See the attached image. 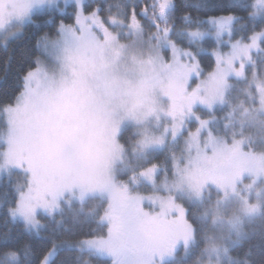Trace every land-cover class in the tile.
Listing matches in <instances>:
<instances>
[{"label": "snow or ice", "instance_id": "1", "mask_svg": "<svg viewBox=\"0 0 264 264\" xmlns=\"http://www.w3.org/2000/svg\"><path fill=\"white\" fill-rule=\"evenodd\" d=\"M28 26L0 264H264V0H0V46Z\"/></svg>", "mask_w": 264, "mask_h": 264}, {"label": "trees", "instance_id": "2", "mask_svg": "<svg viewBox=\"0 0 264 264\" xmlns=\"http://www.w3.org/2000/svg\"><path fill=\"white\" fill-rule=\"evenodd\" d=\"M89 2H92V0H89ZM109 3L112 2V0H108ZM183 0H177V3H182ZM211 2L213 3H218L219 0H211ZM68 12H71V7H69ZM225 13L220 12V11H216V10H212L209 11L207 15H205L204 13H200V19L201 20H205L208 19L209 16H214V15H223ZM178 15H180V13H178ZM37 20H44L46 19V17L44 16H37L36 17ZM70 22V21H69ZM43 32H50L52 34H54L55 32V28L48 26V27H43L40 30H37L36 28L32 27V26H28L25 30V36L18 42H14L12 45V48L9 50H5L3 48V46H0V77H3L4 72V62L6 57L9 54H12L14 59L12 62V65L10 67V70L8 72L7 75V80L4 83H0V95L3 94V92L5 90H11V86L15 83V78H16V74H17V70L21 67V65L23 64V61L21 59V50L23 48H33L36 40L38 39L39 35H42ZM207 46V45H206ZM12 49H14V52L12 51ZM39 54V53H37ZM214 65V59L211 55H206L205 59L202 61L201 63V67L204 68L205 71H208L211 69V67ZM164 160L163 156H160L158 160L154 161L156 163H162ZM126 179V177H125ZM139 191L145 195H150L151 190L149 188L146 187H141L139 189ZM259 225H257L258 227ZM94 227V226H93ZM85 231H87V229H85ZM42 235H47V233H43ZM182 255V253H181ZM195 259V257H192L189 261V264H191V260Z\"/></svg>", "mask_w": 264, "mask_h": 264}, {"label": "rangeland", "instance_id": "3", "mask_svg": "<svg viewBox=\"0 0 264 264\" xmlns=\"http://www.w3.org/2000/svg\"><path fill=\"white\" fill-rule=\"evenodd\" d=\"M207 19H205V21H206ZM213 57V56H212ZM213 59H214V57H213ZM141 194H143V193H141ZM143 195H145V194H143ZM151 195V194H150Z\"/></svg>", "mask_w": 264, "mask_h": 264}]
</instances>
